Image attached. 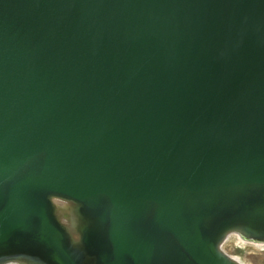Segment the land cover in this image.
Instances as JSON below:
<instances>
[{"label":"water","instance_id":"1","mask_svg":"<svg viewBox=\"0 0 264 264\" xmlns=\"http://www.w3.org/2000/svg\"><path fill=\"white\" fill-rule=\"evenodd\" d=\"M232 233L264 243V0H0V264H243Z\"/></svg>","mask_w":264,"mask_h":264},{"label":"rangeland","instance_id":"2","mask_svg":"<svg viewBox=\"0 0 264 264\" xmlns=\"http://www.w3.org/2000/svg\"><path fill=\"white\" fill-rule=\"evenodd\" d=\"M257 244L258 243L239 240L235 236L229 235L224 238L221 247L226 253L232 255L241 263L264 264V243Z\"/></svg>","mask_w":264,"mask_h":264},{"label":"clouds","instance_id":"3","mask_svg":"<svg viewBox=\"0 0 264 264\" xmlns=\"http://www.w3.org/2000/svg\"><path fill=\"white\" fill-rule=\"evenodd\" d=\"M50 200H51V203L54 205V207L58 204H60L59 202H63V203H67V201L65 200H62V198L58 197V196H55V195H52L50 196ZM60 219V218H59ZM60 222L63 224V225H66L67 224V221L66 220H61L60 219Z\"/></svg>","mask_w":264,"mask_h":264},{"label":"snow or ice","instance_id":"4","mask_svg":"<svg viewBox=\"0 0 264 264\" xmlns=\"http://www.w3.org/2000/svg\"><path fill=\"white\" fill-rule=\"evenodd\" d=\"M60 204H63V202H59ZM232 235H238L237 233H232Z\"/></svg>","mask_w":264,"mask_h":264},{"label":"bare ground","instance_id":"5","mask_svg":"<svg viewBox=\"0 0 264 264\" xmlns=\"http://www.w3.org/2000/svg\"><path fill=\"white\" fill-rule=\"evenodd\" d=\"M248 244V243H247ZM250 244V243H249ZM258 245V244H257ZM254 246V245H253ZM232 256V255H231ZM244 264V263H243Z\"/></svg>","mask_w":264,"mask_h":264}]
</instances>
